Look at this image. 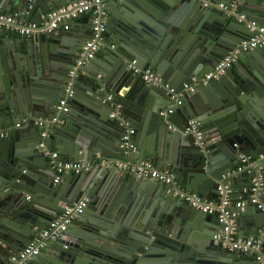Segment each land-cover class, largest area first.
<instances>
[{"label": "water", "instance_id": "1", "mask_svg": "<svg viewBox=\"0 0 264 264\" xmlns=\"http://www.w3.org/2000/svg\"><path fill=\"white\" fill-rule=\"evenodd\" d=\"M74 1L0 0V11L29 12L38 21ZM105 2L107 41L94 56L84 48L94 34L91 13L60 35L0 34V264L82 198L85 211L26 264H261L255 252L230 247L218 214L190 205L179 192L219 203L228 187L227 217L236 213L237 237L264 245V210L251 201L260 174L264 201V158L251 171L237 169L241 155L264 152V46L239 53L225 73L186 91L173 113L161 111L175 103L164 82L179 91L214 70L256 34L249 21L264 23V0ZM82 24L87 30L79 33ZM136 67L156 70L162 85L146 83ZM112 92L120 116L111 115ZM63 98L67 111L59 108ZM120 118L135 129L136 149L126 152ZM192 118L201 122L202 141L186 132ZM53 151L92 167L56 180ZM143 160L172 167L178 183L117 163Z\"/></svg>", "mask_w": 264, "mask_h": 264}, {"label": "built area", "instance_id": "2", "mask_svg": "<svg viewBox=\"0 0 264 264\" xmlns=\"http://www.w3.org/2000/svg\"><path fill=\"white\" fill-rule=\"evenodd\" d=\"M105 4V0H77L72 3L62 4L53 8L48 13L47 17L38 21L30 19L20 10H12L10 12L0 11V32L2 30L15 31L19 33V35L23 34L28 36L35 33L60 35L62 32L70 30L71 22L74 21V19L81 15L91 13L93 15L94 22V34L84 48L86 50V56H94L107 41L105 33L107 31L108 10L105 8ZM217 6L220 8H227V4L225 2H220ZM242 17H245V15H242ZM248 27L252 31H255L256 34L242 40L235 50L222 57V59L215 66L214 70L204 74L203 77H191L189 81L183 83L181 90L179 91H177L176 87L172 83L164 82V87L169 89V91L174 94L173 97L175 98V103L173 106L162 110V115H169L175 111V107L181 106L185 92L194 90L195 85H197L200 81H208L213 78H218L221 74L225 73L226 70L233 65L239 53L253 50L258 46H264V23L262 24L257 21H249ZM77 63L81 64V59H79ZM134 71L135 73H138L148 84L162 85L163 83L161 75L151 67L144 69L136 67ZM67 90L70 91L69 88ZM107 99L113 101L115 106V110L111 115L120 116V104L114 101L115 95L113 93H109L107 95ZM59 108H63L66 111L69 110L67 98L60 100ZM120 119L121 125L126 126L125 133L122 137V143L126 152L128 148L136 149L134 144L131 143L135 129L129 124V121L122 118ZM39 123L43 124V120L40 119ZM188 124L186 132H195L197 138L202 141L203 132L200 130L201 122L192 118L188 121ZM169 127L171 128L172 126ZM2 135H4V133H2ZM43 136H45V133H43ZM263 158L264 152L260 153L259 157L256 158L251 155L243 154L241 155V163L237 169L239 171H251L250 167L256 166ZM50 161L57 173L56 180L61 179L62 175L67 172L72 171L79 173L81 171L88 170L91 167L89 163L61 159L57 151L50 153ZM117 163L120 166L127 168L131 173L137 175H145L167 184L178 183L176 180V173L170 166L159 168L151 160H143L136 163L117 161ZM262 176L263 175L260 174L258 180L255 181L254 186L252 187L253 193L251 194V201L256 204L258 208L264 210V201L260 199V190L262 186L260 179ZM226 188V195L219 203L209 199H202L196 193L184 192L183 190L179 192V196L186 200L190 205L201 209L205 213L218 214L220 221L226 224L224 233L225 236L229 235L230 247L238 251L255 252L257 259L261 264H264V245L262 244V241L255 237H237V222L235 219L236 213H233L232 218L228 220V212L226 211V208L231 202V189L228 187ZM219 189L221 190L222 188L219 187ZM87 205V198H82L78 202L66 204L62 213L53 219L20 252L13 255L7 264H26L28 260L37 257L41 253L42 249L48 247L52 241L60 238L69 229L73 219L83 213ZM236 205L243 207L245 205V199L240 196L236 201ZM220 236V234L215 235L216 238Z\"/></svg>", "mask_w": 264, "mask_h": 264}, {"label": "crops", "instance_id": "3", "mask_svg": "<svg viewBox=\"0 0 264 264\" xmlns=\"http://www.w3.org/2000/svg\"><path fill=\"white\" fill-rule=\"evenodd\" d=\"M28 16H29V18L30 19H33V14H31V13H29L28 12ZM79 33L80 32H82V33H84V31H86L87 29H85V24H82V25H80V26H78L77 28H75ZM70 30H71V28H70ZM6 33H8V34H11V35H19V33H17V32H15V31H6V30H2L1 32H0V34H6ZM245 68V67H244ZM242 69H243V67H242ZM113 93V92H112ZM114 94V93H113ZM115 95V94H114ZM183 110H185V107L183 106V108H182ZM5 135V134H4ZM60 156V155H59ZM96 157V156H95ZM70 161H75V160H70ZM51 162V161H50ZM79 162H85V163H89V162H87V161H79ZM90 164V166L92 167V165H91V163H89ZM91 167L89 168V169H91ZM88 169V170H89ZM84 171H86V170H84ZM82 172V171H81ZM80 173V172H79ZM238 188V190L240 189V187H237ZM239 194V193H238ZM240 195H238V197H239ZM12 257V256H11ZM10 257V258H11ZM10 260V259H9Z\"/></svg>", "mask_w": 264, "mask_h": 264}]
</instances>
